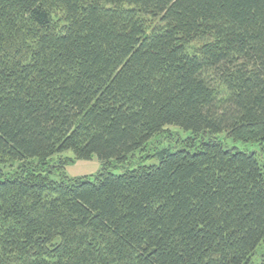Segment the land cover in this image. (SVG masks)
<instances>
[{"label":"trees","instance_id":"trees-1","mask_svg":"<svg viewBox=\"0 0 264 264\" xmlns=\"http://www.w3.org/2000/svg\"><path fill=\"white\" fill-rule=\"evenodd\" d=\"M168 125L191 134L157 164L107 168ZM68 150L102 169L56 178L44 163ZM8 161L0 264H250L264 240V0H0Z\"/></svg>","mask_w":264,"mask_h":264},{"label":"rangeland","instance_id":"rangeland-1","mask_svg":"<svg viewBox=\"0 0 264 264\" xmlns=\"http://www.w3.org/2000/svg\"><path fill=\"white\" fill-rule=\"evenodd\" d=\"M53 17L56 21L60 22L59 25H62V15L60 12H54ZM152 22V21H151ZM199 42H193L192 46L195 47ZM190 131L184 130L176 125H168L163 128L162 132L154 135L146 145L129 155L128 159L123 163H117L115 161H109L107 163V168L114 173H120L127 168H134L141 165H151L157 164L158 158L155 156L157 150L163 148H169L171 151H174L178 146L182 145L184 139L188 138ZM226 145L240 150H256L258 147L256 144L246 143L242 141H234L227 138L225 135H220ZM69 160V161H68ZM64 163L61 169H57V166ZM34 164H38L37 161H32ZM61 163V164H60ZM18 163L13 161H8L4 164L0 162V170L4 172H11L15 170ZM44 165L46 167L55 166V177L60 179L62 176H65L70 179L74 178H91L102 169V163L97 156H93L89 160H75L73 152L68 150L60 154H56L50 158V160L45 161ZM54 169V168H53ZM264 256V240L257 247L255 255L252 258L250 264H258Z\"/></svg>","mask_w":264,"mask_h":264}]
</instances>
